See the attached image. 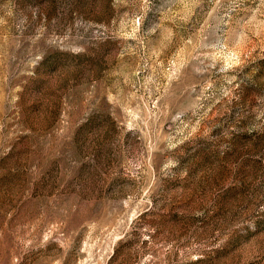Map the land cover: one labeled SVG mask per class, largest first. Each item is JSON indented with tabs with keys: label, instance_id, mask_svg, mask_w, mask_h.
<instances>
[{
	"label": "rangeland",
	"instance_id": "1",
	"mask_svg": "<svg viewBox=\"0 0 264 264\" xmlns=\"http://www.w3.org/2000/svg\"><path fill=\"white\" fill-rule=\"evenodd\" d=\"M0 264H264V0H0Z\"/></svg>",
	"mask_w": 264,
	"mask_h": 264
}]
</instances>
